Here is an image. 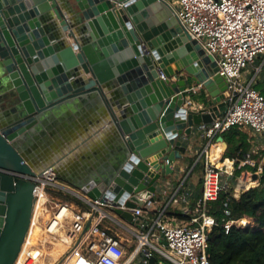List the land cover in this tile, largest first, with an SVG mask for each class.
<instances>
[{
	"label": "water",
	"instance_id": "1",
	"mask_svg": "<svg viewBox=\"0 0 264 264\" xmlns=\"http://www.w3.org/2000/svg\"><path fill=\"white\" fill-rule=\"evenodd\" d=\"M0 71V103L10 98L0 113V169L41 175L50 157L26 145L40 116L70 99L100 96L120 154L109 175L78 195L130 225L136 210L164 204L163 188L180 178L181 151L229 107L216 60L165 0H0ZM199 85L208 97L195 109L190 89ZM35 188L0 172V264L18 261Z\"/></svg>",
	"mask_w": 264,
	"mask_h": 264
},
{
	"label": "built area",
	"instance_id": "2",
	"mask_svg": "<svg viewBox=\"0 0 264 264\" xmlns=\"http://www.w3.org/2000/svg\"><path fill=\"white\" fill-rule=\"evenodd\" d=\"M165 1L171 4L190 36L216 60L219 73L228 85L225 93L228 110L212 124L200 129V136L205 140L198 155L203 161L202 195L195 208L183 213L189 219L180 220L179 226L170 225L166 201L155 210L152 206L156 205L152 204L136 210V225L140 227V233L136 235L138 246L132 260L127 257L123 245L103 227L108 216L98 206L83 199L89 209H76L69 202L52 197V215L45 231L51 235L64 231L71 242L64 264H151L157 254L171 264H211L209 234L217 222L209 215L207 205L216 201L222 191L230 190L229 178L236 171V161L224 157L226 148L218 138L232 128H246L253 132L256 140L260 138L263 141L257 148L263 151L261 163L255 162L251 156L258 154L257 151L241 162V168L246 167V172L238 179L233 192L235 198L258 187L264 176V96L254 88L255 78L248 83L242 79L258 61L255 74L264 72V0ZM201 90L203 87L199 85L192 87L190 92L196 95ZM201 107L195 105L193 108ZM215 149L218 154H214ZM0 172L35 182L36 199L46 197L42 213L47 211L52 192L62 191L79 197L58 180L52 168L35 177L2 169ZM254 174L259 176L258 180L253 179ZM163 194L167 198V192ZM182 201L187 204L184 197ZM89 223L90 227L85 231ZM233 225L248 227L242 221H230L225 225L227 234ZM75 256L78 261L73 262Z\"/></svg>",
	"mask_w": 264,
	"mask_h": 264
},
{
	"label": "crops",
	"instance_id": "3",
	"mask_svg": "<svg viewBox=\"0 0 264 264\" xmlns=\"http://www.w3.org/2000/svg\"><path fill=\"white\" fill-rule=\"evenodd\" d=\"M257 65L249 68L246 75L254 72ZM261 74L264 77V72ZM257 75H254L255 79ZM2 79H4V74L0 71V81ZM1 86L0 84V90ZM207 97L208 95L203 89L194 95V101L203 106V98L207 99ZM6 107L9 109L8 106ZM103 107L104 102L100 96L82 95L70 99L40 116L38 128L33 129L28 140H26V145L31 151L50 157L48 168H52L56 172L58 180L76 194H80L78 190L87 183H98V181L103 180V177L109 175L120 154V144L111 126L104 121ZM3 109L0 104L1 113ZM240 130L249 138L251 154L254 151L258 153L252 155L254 156L252 157L253 160L258 164L261 163L263 151H258L257 148L262 146L263 141L260 138L256 140L250 129ZM204 145L205 140L201 138L199 132L197 139L193 140V148L191 147L189 151H181L184 159L178 160L174 165L176 174L180 178L173 180L170 186L166 185L163 188V192H167V217L179 219L175 214L177 212L183 214L188 209L195 208L198 199L201 197L203 161L199 160L198 155ZM227 149L228 144L225 154ZM241 162L236 169L241 168ZM198 164L201 167L199 170L196 169ZM245 172L246 170L241 173V176ZM241 176L236 178L237 181ZM229 179V182L234 180L235 174ZM69 196L72 199L61 200L69 202L76 209H89L83 199L73 194H69ZM183 197L187 200V204L182 201ZM159 206L161 205L152 206V209H158ZM103 209L108 211V208ZM103 227L123 245L127 251V257L130 256V260H132L138 246L136 235L140 233V227L126 224L116 217H107Z\"/></svg>",
	"mask_w": 264,
	"mask_h": 264
},
{
	"label": "trees",
	"instance_id": "4",
	"mask_svg": "<svg viewBox=\"0 0 264 264\" xmlns=\"http://www.w3.org/2000/svg\"><path fill=\"white\" fill-rule=\"evenodd\" d=\"M253 73L255 74V71ZM253 86L264 96L263 74L257 75ZM205 100L203 98V101ZM223 138L228 144L225 158L235 160L237 168L241 161L251 155L249 138L239 128H232ZM196 169H201L200 164ZM244 170L246 168L236 169L235 179L241 176ZM233 192L234 189L222 191L216 201L207 205L209 215L217 222L209 234V260L211 264H264V176L258 187L242 193L238 198L233 196ZM52 195L64 200L72 199L62 191L52 192ZM175 215L180 220L189 219V216L180 212ZM230 221H242L248 227L233 225L227 234L225 225Z\"/></svg>",
	"mask_w": 264,
	"mask_h": 264
},
{
	"label": "rangeland",
	"instance_id": "5",
	"mask_svg": "<svg viewBox=\"0 0 264 264\" xmlns=\"http://www.w3.org/2000/svg\"><path fill=\"white\" fill-rule=\"evenodd\" d=\"M254 75L255 74L253 72H251L250 74H247V75L246 74L243 75V78H242L243 82H245V83L250 82L254 78ZM237 182H238L237 179H234L231 182H229L230 189H235ZM52 197H55V196H51V198H50L51 202L47 205V211L43 212L39 217L40 238L38 241H36V246L31 248V250H30V252H32V253L38 251V254H39L38 260L30 262L29 264H63L64 254H61L60 256H56L55 253L57 251L56 243L62 239L61 234L64 231H62L61 233L56 234V235H51L45 231L47 223H48V221L52 215V212H51L52 209L51 208H52L53 202H54ZM55 198L59 199V200L62 199L59 197H55ZM41 200H42V197H41ZM167 219L170 220V222H169L170 225L179 226L181 223L180 219H177V218L168 217ZM45 234L48 235L49 237L44 239L43 237H45L44 236ZM64 235H65V232H64ZM30 239L31 238H29V240L27 241V245H26L23 253H25L26 250L28 249L27 246L31 241ZM128 254H130L129 251H128ZM157 257H158V264H171L168 260L162 258L158 254H157Z\"/></svg>",
	"mask_w": 264,
	"mask_h": 264
},
{
	"label": "bare ground",
	"instance_id": "6",
	"mask_svg": "<svg viewBox=\"0 0 264 264\" xmlns=\"http://www.w3.org/2000/svg\"><path fill=\"white\" fill-rule=\"evenodd\" d=\"M218 153H219V151H217L215 149L214 150V154H218ZM45 202H46V197L44 196L42 198V200L40 198L39 200H37V202L35 204L34 215H33V218H32V225L30 227L27 239H26V241H25V243L23 245L22 251H21V253L19 255V258H18V261H17L16 264H29L30 262L38 260V257H39L38 251L32 253V252H30V250H31V248L36 246V241H38L39 238H40V227H39L40 225H39V221L38 220H39V216L42 214V210H44L43 205L45 204ZM44 236H45V237H43L44 239L49 237L46 234ZM29 238H31L30 239L31 241H30V243L27 246L28 249L26 250L25 253H23ZM61 238L62 239L59 240L56 243L57 251H56L55 255L56 256H60L61 254H64V258H65V256L67 254H69V252H70L68 250H70V248H71V242L67 239L66 235H64V232H62ZM77 259H78L77 256L73 257V261L74 262L78 261ZM64 263L65 262H63V264Z\"/></svg>",
	"mask_w": 264,
	"mask_h": 264
},
{
	"label": "flooded vegetation",
	"instance_id": "7",
	"mask_svg": "<svg viewBox=\"0 0 264 264\" xmlns=\"http://www.w3.org/2000/svg\"><path fill=\"white\" fill-rule=\"evenodd\" d=\"M8 100H10V98H9V97H5V98L3 99V102H4V103H0V104L2 105V107L4 108L2 113L9 111V109L6 107V106L9 107V102H8ZM9 108H10V107H9ZM0 113H1V111H0ZM32 152H33V151H32ZM33 153H34V152H33Z\"/></svg>",
	"mask_w": 264,
	"mask_h": 264
}]
</instances>
